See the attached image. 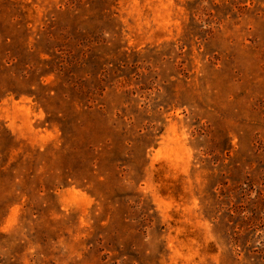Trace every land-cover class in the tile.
<instances>
[{"label":"rangeland","instance_id":"1","mask_svg":"<svg viewBox=\"0 0 264 264\" xmlns=\"http://www.w3.org/2000/svg\"><path fill=\"white\" fill-rule=\"evenodd\" d=\"M0 264H264V0H0Z\"/></svg>","mask_w":264,"mask_h":264}]
</instances>
